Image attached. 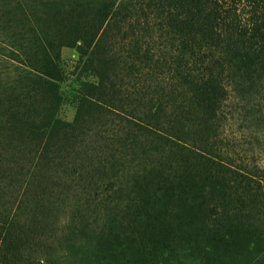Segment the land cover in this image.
Masks as SVG:
<instances>
[{"label":"trees","instance_id":"obj_1","mask_svg":"<svg viewBox=\"0 0 264 264\" xmlns=\"http://www.w3.org/2000/svg\"><path fill=\"white\" fill-rule=\"evenodd\" d=\"M230 103L264 133V0H0V179L46 194L61 171L76 200L49 241L36 194L0 220V264H264V173L230 158Z\"/></svg>","mask_w":264,"mask_h":264},{"label":"rangeland","instance_id":"obj_2","mask_svg":"<svg viewBox=\"0 0 264 264\" xmlns=\"http://www.w3.org/2000/svg\"><path fill=\"white\" fill-rule=\"evenodd\" d=\"M76 59L77 54L74 49H61L60 65L65 70L67 76L66 80L60 84V91L64 96V102L58 111V117L68 123L72 121L74 116V108L69 103V96L77 87L76 76L73 74ZM240 106H245L247 109L251 105L230 103L233 118L230 121L228 120L224 126L228 134L226 138L231 141L230 158L235 166H241L246 169L258 166L264 173V133L250 122L248 114L245 111L246 109L244 107V109H239L241 108ZM258 137L259 140L256 141ZM20 150L23 152L22 149ZM10 154L11 151L8 150V155L10 156ZM11 162H14V159L10 161V164ZM18 168L19 166H16L14 169ZM5 169L7 170L6 177L0 179V220L4 221L6 217L10 218L17 213L24 214V212L20 211L21 208L26 206L30 208L31 203L29 204L27 201L32 199L33 194H36V196L33 195L37 203L36 216H28L25 221L29 225L32 221L31 218H35V225H39L41 229L39 231L41 241H45L46 238L48 241L54 239L55 235L60 234L59 230L63 224H66L69 211L76 204V200L74 201L72 197L69 198V193L65 191L68 180L64 173L58 171L55 175L51 173H47V176L44 175V180L49 178L46 181L48 183L43 182L41 184L45 187V194L40 191L37 193L33 189V186H35L33 183L28 186L26 184L27 176L17 177L16 174L12 175L9 172L7 166ZM30 212L35 213L33 210H30Z\"/></svg>","mask_w":264,"mask_h":264}]
</instances>
